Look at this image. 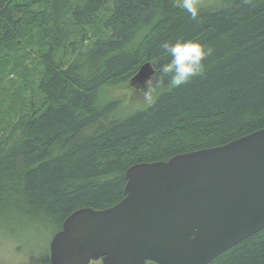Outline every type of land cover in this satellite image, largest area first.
<instances>
[{
  "label": "trees",
  "instance_id": "16d2710c",
  "mask_svg": "<svg viewBox=\"0 0 264 264\" xmlns=\"http://www.w3.org/2000/svg\"><path fill=\"white\" fill-rule=\"evenodd\" d=\"M220 3L193 21L175 0H0V212L58 232L120 202L130 167L263 129L264 0ZM189 39L212 49L203 73L155 87L160 45ZM147 62L145 109L99 104ZM208 264H264V229Z\"/></svg>",
  "mask_w": 264,
  "mask_h": 264
},
{
  "label": "water",
  "instance_id": "95a60500",
  "mask_svg": "<svg viewBox=\"0 0 264 264\" xmlns=\"http://www.w3.org/2000/svg\"><path fill=\"white\" fill-rule=\"evenodd\" d=\"M142 64L130 87L148 90ZM123 199L79 209L49 244V264H208L264 229V128L225 145L136 164Z\"/></svg>",
  "mask_w": 264,
  "mask_h": 264
},
{
  "label": "rangeland",
  "instance_id": "374dc122",
  "mask_svg": "<svg viewBox=\"0 0 264 264\" xmlns=\"http://www.w3.org/2000/svg\"><path fill=\"white\" fill-rule=\"evenodd\" d=\"M220 1L199 0V8H217ZM146 92L121 84L103 90L98 102L102 105L117 101L114 115L123 118L148 106L153 94ZM30 223L17 212H0V264H49V244L56 232L51 227Z\"/></svg>",
  "mask_w": 264,
  "mask_h": 264
},
{
  "label": "clouds",
  "instance_id": "9594fccd",
  "mask_svg": "<svg viewBox=\"0 0 264 264\" xmlns=\"http://www.w3.org/2000/svg\"><path fill=\"white\" fill-rule=\"evenodd\" d=\"M175 6L183 9L193 21L199 16V0H175ZM160 47L167 57V62L159 68L160 78L155 82V87L164 83L165 78L170 86L179 88L187 85L194 78L203 73L206 58L212 55V49L194 40H177L176 42H163ZM147 82L148 90L150 82Z\"/></svg>",
  "mask_w": 264,
  "mask_h": 264
},
{
  "label": "flooded vegetation",
  "instance_id": "af4514ba",
  "mask_svg": "<svg viewBox=\"0 0 264 264\" xmlns=\"http://www.w3.org/2000/svg\"><path fill=\"white\" fill-rule=\"evenodd\" d=\"M99 264V263H98Z\"/></svg>",
  "mask_w": 264,
  "mask_h": 264
}]
</instances>
